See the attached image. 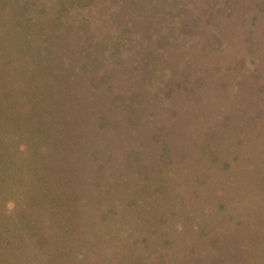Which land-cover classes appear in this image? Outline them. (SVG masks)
<instances>
[{"label": "rangeland", "instance_id": "374dc122", "mask_svg": "<svg viewBox=\"0 0 264 264\" xmlns=\"http://www.w3.org/2000/svg\"><path fill=\"white\" fill-rule=\"evenodd\" d=\"M35 1L36 4L25 8L26 14L22 15L24 20L20 21V27L23 26L26 35L29 31L39 34V39L31 38L30 41L25 42V36L21 38L12 35L10 24L0 25V94L7 89L5 86L13 87L14 80L28 82L27 89L21 88L19 95L15 94L8 101L5 100V106H9L4 109V113L12 120L10 135L14 128L19 135L24 134L26 137L21 139L35 146L32 159L43 158L35 174L37 177L47 175L45 177L48 180L45 181L48 183L44 187L51 186V243L37 247L28 245L26 250L25 247L23 248L24 252L23 249L13 248V254L6 245L3 250L0 248V256L3 251L9 256L7 257L6 254L5 259L3 258L4 263L1 264H123L127 258L123 259L118 255L116 247H122L125 240H122L124 244L114 240L117 239L116 234L121 225L129 228L135 246L133 252L141 258L143 264H192L196 259L202 260L204 254L207 255L205 251L209 249L219 253V258L214 259V264H264L263 254L261 257L260 254L258 255L260 247L264 248V190L262 191L261 186L262 180L264 181V155L260 157L263 160L257 165L258 172L248 167L250 163H247L245 158L259 153L258 144L253 142L256 140L254 138L256 126L264 127L262 103L264 90L260 89V86L264 88V66L262 69L259 64L254 66L243 64L236 59L244 57L245 55L239 53L245 50L246 54H249L244 39L242 41L243 33L249 29V25L242 24L238 27L225 15L216 14L212 17V23H201L197 30L178 35V40L184 37L191 45L209 44L207 48H213L211 56L218 63L217 66L211 63L210 71L204 75L205 81L201 85L198 77L194 78L195 97L200 98L198 101L195 99L193 101L192 111L197 110L196 113L179 109L183 103L179 99L185 94L180 90L177 96L171 95L172 97L165 100L164 95H162L163 99L160 96L152 98L149 90L139 86V90L144 91V120L137 125L135 132L133 127L129 126V113L125 109L119 116V126L115 125L117 128L102 131L98 128L97 113L101 102L98 97H90L92 100L89 103L96 105L93 109L91 107L92 119L88 120V123L82 121L81 124V119L76 118L72 111L61 112L59 106L61 100L56 97L55 92L64 85L62 80L64 73L61 74L57 69L60 66L65 68L67 64L64 63L65 49H72L76 57L77 52L74 49L76 43H79V40L86 42L89 29L91 31L96 29L97 32L106 34L107 31L115 30L117 27L118 32L121 23L119 16L116 13L111 18L103 15L104 13L100 14L97 12L98 7L93 5H74L67 9L62 17L56 14L57 7L54 0ZM219 2L221 3L222 0ZM185 3L192 7L193 16H196L202 10L204 0H188ZM45 8L44 13L42 9ZM34 16L37 19L33 18ZM105 19L109 21L107 26H104ZM261 22L262 19L259 18V22L253 26L257 35L261 33L260 29H263L264 20ZM135 30L139 31L140 37L144 36L140 33V27ZM52 41L55 47L63 50L62 57L45 56L46 45ZM68 42V46L65 47ZM179 42L184 44L181 40ZM57 43L59 46L56 45ZM134 43L139 45L140 39ZM180 43L176 44L177 48L180 47ZM21 44H24L25 48L16 51ZM36 53H38L37 59H35ZM189 53L192 54V50ZM180 56L178 55L179 58ZM173 59L177 60V54ZM208 64V60L205 59L203 67L198 65L206 70ZM197 70L200 71L198 67ZM170 78L164 79L163 90L177 83V78ZM167 82L169 84H166ZM114 88L117 89V86ZM33 89L39 92L38 97L35 96L38 98L37 104L33 101L29 102L31 95L28 93H32ZM49 90L51 98L47 102L50 101L51 105L50 132L45 127L50 121L47 122V111L44 110L46 104L44 93ZM21 98H25L26 102H24L28 104V108L22 110L23 112L20 111V105L24 106V102L21 104L23 101ZM15 105H18V108H15ZM156 106L159 113L156 110L152 114L159 120L161 116L164 120L168 118L172 120L177 115L175 111L180 112L176 117L179 119L182 117L185 124L182 123L181 130L177 134L173 133L171 143L177 155L185 152L191 154V158L181 164L186 168L182 170L183 166L176 165L169 177L163 181L165 187L168 185L172 187L165 197L166 200L158 199V196H154L156 192L147 189L148 180L137 182L131 180L129 167L123 169L122 181L125 184L118 188L112 186L114 181L118 184L120 176L116 173L118 164L115 158L107 159L109 147L126 151L145 144L147 138L146 132L143 131L150 122L151 107ZM41 109L43 112H40ZM226 115L227 121L229 117L233 119V128L230 122L228 125L231 126L225 127ZM174 119L172 122H175ZM180 128L175 129L177 131ZM230 128L232 131H228ZM153 130L151 129L150 132L153 133ZM182 132L186 138L180 140ZM179 133L181 135H178ZM110 139H112L111 143L108 141ZM4 142L1 140L0 146H5ZM259 143L264 148V140ZM22 144L25 145L23 142ZM143 147L146 149L143 161L149 162L147 150L153 156L157 153L153 152L152 147L146 145ZM215 148L218 152L214 160L211 159V154ZM236 154L240 156L235 157ZM50 158L49 163L47 160ZM221 158H229L228 166ZM179 159L180 157L176 158L177 161ZM192 159L195 162H190ZM101 163L110 174L100 170L98 172L96 167ZM95 175H97V186L101 188L90 191L92 188L90 178ZM133 182H135L134 186ZM200 192L203 194L202 197ZM105 202H110L114 209L113 215L106 218L100 216L105 209L102 207ZM98 206L103 209H97ZM90 208L95 211V218L104 217L102 220L105 221L104 224H98L95 218L89 216ZM252 220L257 223H252ZM102 225L105 226L103 236L102 229H99ZM29 227H14L12 223L7 222L6 227L3 225L0 227L5 230L1 231L3 234H0L2 236L0 239L4 237L10 240L16 236L25 240L34 230ZM190 227H194L193 231ZM97 231L100 233L97 236L100 237H92ZM112 232L115 235H112ZM224 234H228L226 240L220 238L219 243L216 244L215 237ZM89 235L94 238L92 242L85 239L90 237ZM226 243L232 245V260L235 263L226 260L228 254ZM25 252H29L28 258L22 256ZM17 255H20L19 259L15 258Z\"/></svg>", "mask_w": 264, "mask_h": 264}, {"label": "trees", "instance_id": "16d2710c", "mask_svg": "<svg viewBox=\"0 0 264 264\" xmlns=\"http://www.w3.org/2000/svg\"><path fill=\"white\" fill-rule=\"evenodd\" d=\"M54 1V3H56V14H58V16L65 14L67 9H70V7L74 5H93V7H98L97 12L100 14L104 13L103 15L109 17L111 16L112 18L117 13V16L120 18L119 20L121 23L119 24L118 32L117 27L115 30L107 31L106 34L97 32L96 29H92V31L89 29V32L93 33H89L87 31L86 42L78 39L79 43H76V47L74 48L75 52H77L76 57L72 49H65L64 63L67 64H65V68L60 66V68L57 69L61 72V74L64 73L62 76L64 85L60 86V88H57L55 92L56 97L61 100L59 101L61 112L67 113V111H72L76 115V118L81 119V124L82 121H87L88 123V120L92 119L90 112L96 105V103H89V101L92 100L90 97H98V99H101V102H99V112L97 113L98 128L102 131L113 130V127L117 128V126L120 124L119 116L125 109L129 113V126L130 128L132 126L135 132L137 125L140 124L141 120H144V91L139 90V86L149 90L148 92H151L152 98H158L160 96L163 99L162 95H164L165 100H168L169 97L177 96V93H179L180 90L182 94L185 93L183 96L185 99H179V101L183 102L179 109L183 111L193 110L194 99L197 101L200 99L195 97V76L198 77L199 84L201 85L205 81L204 75L210 71L211 63L216 66L218 63L215 61V58L211 56V49L213 48L210 46L209 49L207 48L209 44L207 45L206 43L204 46H201L200 44L191 45V43L189 44V42L184 37H180L179 40L184 43L182 44L178 40V35L190 32L191 30H197L196 28H198L201 23H212V17H214L216 14L219 16L225 15L228 20L233 22L232 24L235 23L238 27H240L242 24L249 25V29L243 33L244 37H242V41L244 39L249 54H246V50L244 52H240L237 49L240 52L239 54L245 56L241 57L240 59H236L243 64H251L253 66L254 64H259L261 68L264 66V25L263 29H260L262 34H255L253 29V26L259 22V18L262 19V22L264 20V0H222L221 3L219 0H204L203 8L196 16H193L192 7L185 3L188 0ZM147 2H149V4H147ZM34 4H36L35 0H32V2L31 0H0V25L2 26V24H10V28L13 30L12 35H16L21 38L25 36V42L30 41L31 38L39 39V34L34 33V31H29V33L26 35L23 26L20 27V21L24 20L22 15L26 14L25 8ZM215 6H217L216 9H213ZM42 10L44 13L46 12V8ZM35 17L36 16L33 18ZM104 21L106 23L104 26H107L109 21L107 19ZM177 21L179 23H177ZM138 27H140V33H143L144 36L140 37V35H138L139 31L135 30V28ZM36 30H38V28H36ZM114 37L117 38L114 40ZM139 39L140 44L135 45L134 42L138 41ZM231 40H233V37ZM52 43H54V41L46 45L44 52L45 56L50 58L51 56L56 58L62 57L63 50L58 49ZM179 43L180 47L177 48L176 44ZM68 44L69 42L66 43L65 47H67ZM56 45L59 46V43ZM239 45H241L240 42ZM24 48L25 45L21 44V46L16 51H22ZM190 50H192V54L189 53ZM235 53L237 54V52ZM176 54L177 60L173 59ZM178 55H181L180 58ZM35 56V59H37L38 53H36ZM244 58L247 60L245 61ZM205 59H207L209 63L206 70L202 69L198 65L200 64L203 67L205 64ZM73 61L74 63L72 64ZM197 67L200 71L197 70ZM254 70L257 71V69H253V71ZM196 71L197 75H195ZM170 77L177 78V83L171 87H165L164 91V79H168ZM166 84H169V82ZM12 85L13 87L5 86L7 89H4V92L0 94V141L3 140L6 144L3 147L0 146V227L2 225L6 227L8 222L9 224L12 223L14 227L30 226L29 228L34 229L31 233V236L25 240L22 237H16L15 234L14 236L16 239L15 237L14 239L10 240H6L4 237L0 239L1 250H3L6 245H8L9 251L13 254V248H15V250H19L25 247L26 250L28 245L37 247V245L43 246L45 243H51L52 205L51 186L47 188L44 187L47 186L46 184L48 183L45 181L48 180L46 179L47 177H45L47 175H44V177H37L35 174L37 172L39 162L43 160V158L39 157L35 160L32 159V154L35 152V146L31 145V142L21 139L22 137H26L24 134L19 135L16 133L14 128L11 130L10 135L9 129H12V127H10L12 120L4 113V109L6 107L8 108L9 106H5V100L7 99L8 101V99L15 94L19 95L20 89L26 88V86H28V82L24 83L22 80L18 79L14 80ZM114 86H117V89L114 88ZM122 89H124V91H121ZM260 89L264 90V88L262 89L261 86ZM35 92L36 90L33 89V92H30V94L28 92L24 93L31 95V97H29V102L33 101L37 104L38 98L35 96H37V93L39 92ZM44 95H46V104L44 106L45 112L47 111L46 120L47 122L50 121V123L48 122V125L45 127L50 132L49 126L51 124V105L50 101L47 102V100L51 98V91L49 90L48 92H45ZM22 99L23 101H21V104L26 100L25 98H21V100ZM25 102L24 106L23 104L22 106L20 105V111H25V109L28 108V104ZM156 103H158V101H156ZM262 103L264 106V102ZM15 108H18V105H15ZM151 110L150 122L148 123L147 129L145 128L143 131V133L146 132L147 138L145 144H140L139 147H134L132 149L130 148L126 151L122 149H119L122 151H118V149L116 150L113 149V147H109L107 159L115 158L116 163L118 164V170L116 169L117 175H120L118 177V184L116 181H114L112 186H116L115 188H118L120 185L125 184V182L122 181V178H124L123 169L124 167H129L130 171L128 170V172L131 173V176H129L131 180H136V182L140 180H148L146 182L147 189L150 192H156L154 196H158V199L162 198V200H166L165 197H167L166 195L172 189V187L169 185L168 187H165L163 181L169 177L172 170L177 167L176 165L183 166L181 164L190 159L191 154L185 152L181 154L179 153L177 155L174 153L175 149L171 143V140H173V133L177 134L179 130H181L180 127L185 124V122L182 121V117L180 119L176 117L180 112L175 111V114L177 115H175V119L173 118L175 122H172L173 119L171 120L170 118H168V120H164V118L161 116L160 121L159 119L153 117L154 114L152 113H154V111L157 110L159 113L157 106L155 108L151 107ZM196 111L197 110H194L192 113H196ZM40 112H43V110L41 109ZM108 112L112 113L107 114ZM177 121L180 124L177 123ZM229 122L232 123V126L231 124L228 125ZM116 124L117 126H115ZM224 125L225 127L228 125V127L231 126L233 128V119L229 117L227 121L226 115ZM176 127L180 129L176 131ZM232 128H230L228 131H232ZM151 129H154L153 133L150 132ZM184 131L185 130L183 128V132ZM183 132L182 135L181 133L178 134L181 135L180 140L186 138ZM254 132V138L256 140L253 143L258 144L259 148L257 150L259 153L251 155L249 158L245 156V158L247 159L246 162L250 163L248 167L253 169L254 172H258L257 165H259L263 160V158L260 159V157L264 155V148H262V145L260 146L259 143L260 141L264 140V127L257 125L254 129ZM6 139H8V141ZM108 141L111 143L112 139ZM22 142L25 145H23ZM47 143V147L49 148L50 139L47 140ZM144 145L152 147L153 152L157 153L156 156H153L151 152L147 150L150 157L149 162L143 161V158L146 155V149L143 147ZM204 150L206 151V149ZM216 152H218L216 148L212 150L211 159H216V157H214ZM238 156L240 155H235V157ZM177 157H180L179 160H182L180 163L178 162L179 160H176ZM221 159L222 162L225 161L228 166L229 158ZM192 161L194 160L192 159L190 162ZM47 162L50 163L51 158L47 160ZM189 166L190 165H188V167ZM96 168L98 169V172L106 171L108 174H110L108 170L104 168L103 163L99 164ZM184 168H186V166H183L182 170ZM96 177L97 175L90 178L92 179L90 182V186H92L90 191H97L98 188H101L97 186ZM42 180L44 181L43 184L41 183ZM134 185L135 182H133V186ZM261 186L263 191V180L261 182ZM200 196H203L201 192ZM110 202H105L102 204V207L106 210L104 209L100 216L103 215L106 218V216L110 217L113 215L114 209H112ZM103 208L98 206L97 209ZM94 212L95 211L90 208L88 211L89 216L95 218L96 215ZM66 215L68 216V213H66ZM100 218L101 217L95 218L96 222L98 224H104L105 221H102L103 218ZM252 223L257 222L252 220ZM119 226L120 225L118 224V229ZM194 227H190V230L192 229L193 231ZM99 229H102L101 232L103 236L105 226L102 225L99 227ZM2 230L5 231L4 229H0V234H3L1 233ZM98 234L100 233L97 231V234H94L93 236L89 235L90 237H86L85 239H88L92 242L95 237H100L97 236ZM112 235L115 234L113 233ZM227 237L228 234L216 236L215 238H217V241L215 243H219L218 240L220 238L226 240ZM116 238L117 239L114 240H117V242H122L123 244L124 242L122 240H125V244L122 247H116V253L121 255L123 259L127 258L125 260L126 263L124 262L123 264H143V262H141V258L134 254L135 246H133L132 235L128 227L121 225L119 232L116 234ZM31 241L34 242L29 243ZM226 244L228 252L226 260L235 263V261L232 260V245L229 243ZM263 250L264 248L260 247L258 252L260 257L262 254V256H264ZM205 252L207 255L204 254V258H202V260L196 259V261L192 264H214V259L217 260L219 258L218 251L214 252L213 250L209 249ZM6 254L7 252H2V255L0 256V264L4 263ZM8 256L9 255L7 254V257ZM22 256L24 258H28L29 252L23 253ZM15 258L19 259L20 255L15 256Z\"/></svg>", "mask_w": 264, "mask_h": 264}]
</instances>
